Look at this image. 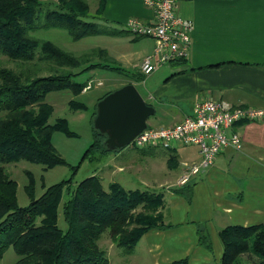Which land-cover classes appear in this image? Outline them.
Returning <instances> with one entry per match:
<instances>
[{"label": "trees", "instance_id": "16d2710c", "mask_svg": "<svg viewBox=\"0 0 264 264\" xmlns=\"http://www.w3.org/2000/svg\"><path fill=\"white\" fill-rule=\"evenodd\" d=\"M103 7L104 0H98L100 16ZM89 8L87 0H0V55L18 65L14 69L0 62V258L11 245L18 256L13 264H109L106 251L97 243L104 230L109 229L116 245L131 250L148 229L170 226L161 221L159 213L153 214L159 206H165L162 191L126 189L116 181L105 188L96 173L78 182L61 202L62 189L68 188L69 179L49 185L37 198L32 173L26 171L25 191L30 202L18 205L17 183L4 165L20 160L41 164L44 169L65 164L51 136L55 130L74 135L65 118L48 124L53 107L45 101L46 94L69 90L72 96H78L86 81L74 80L76 75L95 68L123 69L109 63L103 48L75 55L51 40L31 35L37 29L51 27L65 29L73 40L130 32L87 20ZM41 70L48 74L40 75ZM68 105L74 110L89 109L74 97ZM95 112L96 104L91 121ZM92 133L86 154L109 151L105 135L93 125ZM174 160L175 155L169 154L168 166H173ZM168 189L180 192L176 186ZM60 204L65 229L58 225ZM137 208L139 213H134ZM219 237L223 245L221 264H264L263 224L229 225L219 230ZM200 242L205 244L207 239L200 235ZM245 254L255 260H244ZM170 264L187 262L181 259Z\"/></svg>", "mask_w": 264, "mask_h": 264}, {"label": "crops", "instance_id": "0c3cea01", "mask_svg": "<svg viewBox=\"0 0 264 264\" xmlns=\"http://www.w3.org/2000/svg\"><path fill=\"white\" fill-rule=\"evenodd\" d=\"M176 10L193 22L188 57L143 74L139 65L153 50L152 37L125 30L104 34L100 48L107 52L109 63L123 67L130 77L103 87L95 99L133 83L165 125L182 120L202 99L264 110V0H176ZM102 15L114 29H125L130 18L153 19L144 0H104ZM232 130L240 135L241 148H222L210 167L176 186L180 192L168 188L180 175L181 163L199 157L198 149L181 145L168 149L160 186L167 209L164 223L170 226L145 231L129 254V264H170L181 259L187 264H221L220 229L264 225V118L239 122L227 134ZM169 154L175 155L171 167ZM108 177V184L116 181L113 175ZM200 235L207 243L200 242Z\"/></svg>", "mask_w": 264, "mask_h": 264}, {"label": "rangeland", "instance_id": "374dc122", "mask_svg": "<svg viewBox=\"0 0 264 264\" xmlns=\"http://www.w3.org/2000/svg\"><path fill=\"white\" fill-rule=\"evenodd\" d=\"M87 1L90 8L86 19L96 21L105 27L104 16H100L97 13L98 0ZM31 35L40 39L51 40L59 47L75 55L89 52L94 47H104V34L88 35L78 40H73L65 29L51 27L37 29L31 32ZM92 59L94 61L99 60L97 57H93ZM0 62L4 66L14 69L18 68V65L6 56L0 55ZM79 69L75 68L73 70L77 71ZM90 71L85 70L74 77L76 81L85 82L90 76L88 79H91L92 87L89 90L81 92L78 96H72V92L69 90L55 91L47 93L45 97V101L53 107V111L47 120L48 124L55 123L58 118H65L68 123V128L74 132L73 136H68L61 131L55 130L51 136L52 144L65 160V164H58L54 167L44 169L41 164L20 160L4 165L10 177L17 183L16 197L19 206H26L30 202V198L25 191V185L28 182L26 171L32 173L34 179V197L37 198L49 185L64 179H69L70 181L68 183L70 185L68 188L64 187L62 189L61 202L67 199L69 190H72L78 182L94 173L101 177L102 184L105 188H107L109 182L108 174L113 175L114 180L120 182L126 189L162 191V188H164L160 186V183L163 182L160 169L161 167L166 169L165 164L168 149H139L128 145L117 151L109 150L101 152V150H94L86 154L93 140L91 113L95 110V98L103 87L111 83H123L127 80V77L128 79L130 77L125 69L117 72L109 69L95 68L92 69V72ZM39 74L46 75L48 71L41 70ZM136 78L141 79L140 77ZM98 80L102 81L101 85L97 84ZM136 88L139 90V86ZM72 97L88 105V111L70 108L68 101ZM156 115L153 114L147 119L148 126H165V121L156 119ZM121 165L126 167L122 171H118L117 168ZM131 165L133 166L131 167ZM136 167H140V170L137 171ZM173 186L178 185L175 182ZM139 211L140 209L137 208L133 212L139 213ZM143 212L147 213L148 211L143 209ZM158 213L162 216L161 221L165 222L167 209L164 205L163 207L159 206L158 212L156 211L153 214L156 215ZM58 225L61 229L66 228V223L62 216L61 204L58 208ZM97 243L101 249L106 251L109 264H129V254L132 249L125 250L124 247L116 245L109 236V229L102 232ZM17 258L15 249L9 245L0 258V264H13ZM243 259L255 260L254 256L248 254H245Z\"/></svg>", "mask_w": 264, "mask_h": 264}, {"label": "built area", "instance_id": "2783aa9c", "mask_svg": "<svg viewBox=\"0 0 264 264\" xmlns=\"http://www.w3.org/2000/svg\"><path fill=\"white\" fill-rule=\"evenodd\" d=\"M144 4L152 9L153 19L144 22L130 18L125 27L135 35L152 37L154 40L153 50L143 57L139 65L141 72L148 74L160 64L188 57L193 22L177 13L176 0H144ZM97 84L102 83L97 81ZM91 87L92 81L89 79L81 92ZM263 118V109L202 99L193 104L191 113L182 120L161 127L147 126L129 145L139 149H172L175 145L197 147L199 157L181 163L182 169L176 184L182 186L210 167L225 146L241 148L240 135L233 130L227 134V129H232L239 122Z\"/></svg>", "mask_w": 264, "mask_h": 264}, {"label": "water", "instance_id": "95a60500", "mask_svg": "<svg viewBox=\"0 0 264 264\" xmlns=\"http://www.w3.org/2000/svg\"><path fill=\"white\" fill-rule=\"evenodd\" d=\"M155 112L133 83H126L99 99L92 120L93 127L105 135L104 144L117 151L129 145L144 130Z\"/></svg>", "mask_w": 264, "mask_h": 264}]
</instances>
